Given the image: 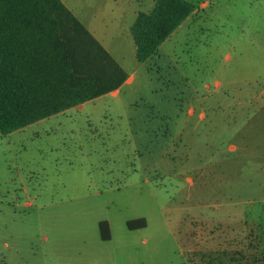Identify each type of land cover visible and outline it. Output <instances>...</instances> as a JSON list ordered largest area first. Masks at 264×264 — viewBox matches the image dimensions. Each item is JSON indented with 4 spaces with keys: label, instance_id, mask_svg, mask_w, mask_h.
Segmentation results:
<instances>
[{
    "label": "rangeland",
    "instance_id": "1",
    "mask_svg": "<svg viewBox=\"0 0 264 264\" xmlns=\"http://www.w3.org/2000/svg\"><path fill=\"white\" fill-rule=\"evenodd\" d=\"M60 1L135 78L0 136V264H264V0H186L145 63L156 0Z\"/></svg>",
    "mask_w": 264,
    "mask_h": 264
},
{
    "label": "trees",
    "instance_id": "2",
    "mask_svg": "<svg viewBox=\"0 0 264 264\" xmlns=\"http://www.w3.org/2000/svg\"><path fill=\"white\" fill-rule=\"evenodd\" d=\"M195 11L156 0L130 27L145 63ZM125 72L60 0H0V136L116 91ZM143 220L138 228H144ZM107 240V224L100 223Z\"/></svg>",
    "mask_w": 264,
    "mask_h": 264
},
{
    "label": "crops",
    "instance_id": "3",
    "mask_svg": "<svg viewBox=\"0 0 264 264\" xmlns=\"http://www.w3.org/2000/svg\"><path fill=\"white\" fill-rule=\"evenodd\" d=\"M66 7V6H65ZM69 10V9H68ZM70 11V10H69ZM71 12V11H70ZM72 13V12H71ZM139 13V12H138ZM137 13V14H138ZM149 13V12H148ZM137 14H135L134 16V19H133V22L137 16ZM76 19H78L76 17ZM133 24V23H132ZM131 24V25H132ZM130 26H128L127 28V31L128 33L130 34ZM90 33L91 35L101 44V46L108 52V54L113 58V60L118 64V66L125 72L126 74V80L124 81V83L116 90V91H113L109 94L113 95V96H116L117 94H119L121 92V90L125 87V86H130L133 81H134V78H135V74L132 73V74H128L126 69L124 68L122 62H123V56L121 55V50H119V47L121 46V42L118 44V60L115 59V56L112 54V52H110L108 50V47H110V44L109 43H105V32H104V29L102 27H100L99 25H94V23H90L89 26H84ZM125 31V29H124ZM131 35V34H130ZM114 37L116 38H120L119 40H121L123 43L124 41H126L123 37H121V35L119 34V28L116 29L115 31V34H114ZM132 38V36H131ZM132 42H133V39H132ZM133 45H134V42H133ZM134 58H135V45H134ZM120 59V60H119ZM136 60V59H135ZM149 60V59H148ZM147 60V61H148ZM146 61V62H147ZM78 107V106H77ZM82 107V105L80 106ZM200 117L202 118L203 117V114L200 115Z\"/></svg>",
    "mask_w": 264,
    "mask_h": 264
}]
</instances>
